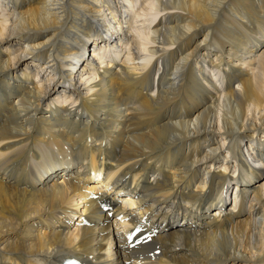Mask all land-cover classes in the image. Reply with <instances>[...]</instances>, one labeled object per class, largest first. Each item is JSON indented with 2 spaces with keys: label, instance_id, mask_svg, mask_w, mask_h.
I'll return each mask as SVG.
<instances>
[{
  "label": "bare ground",
  "instance_id": "bare-ground-1",
  "mask_svg": "<svg viewBox=\"0 0 264 264\" xmlns=\"http://www.w3.org/2000/svg\"><path fill=\"white\" fill-rule=\"evenodd\" d=\"M251 140L264 0H0V264H264V171L214 200Z\"/></svg>",
  "mask_w": 264,
  "mask_h": 264
},
{
  "label": "rangeland",
  "instance_id": "rangeland-1",
  "mask_svg": "<svg viewBox=\"0 0 264 264\" xmlns=\"http://www.w3.org/2000/svg\"><path fill=\"white\" fill-rule=\"evenodd\" d=\"M125 14H126V15H125ZM125 14H124V16L127 18V17H128V15H127L128 13H125ZM124 28H126V27H124ZM128 28H129V27H127V29H128ZM129 30H130V29H129ZM8 43H9V42H8ZM9 45H10V43H9ZM261 52H262V50L259 51V52H257V54L255 53V54H256V57H255L256 59H257V58L259 59ZM85 59H87V58H85ZM23 61H25V59H24ZM84 61H86V60H84ZM75 64H76V66H80V67L85 66V64H82V65L80 64V65H79L78 62H76V63H75V62H72L73 67H74ZM22 66H23V65H22ZM208 67H209V66H208ZM208 67H206V69H209ZM242 146L245 147V144L242 145ZM246 148H247V147H246ZM225 154H227V153H225ZM115 195H116V194H115ZM126 202L128 203V201H126ZM231 207H232V206H231ZM231 207H230V208H231ZM77 217H78V220H76ZM80 218H81V217H80L79 215H77V216L74 217L75 221H79ZM116 221H117V220H116ZM112 228H113V231H116V230H117V231H121V230L115 229L114 222H113V227H112ZM121 232H122V233L125 232V228H124V231H121Z\"/></svg>",
  "mask_w": 264,
  "mask_h": 264
}]
</instances>
